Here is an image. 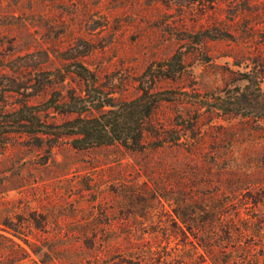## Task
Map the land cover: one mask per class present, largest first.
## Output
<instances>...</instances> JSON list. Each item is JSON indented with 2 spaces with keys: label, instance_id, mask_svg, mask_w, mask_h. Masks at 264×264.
Wrapping results in <instances>:
<instances>
[{
  "label": "rangeland",
  "instance_id": "obj_1",
  "mask_svg": "<svg viewBox=\"0 0 264 264\" xmlns=\"http://www.w3.org/2000/svg\"><path fill=\"white\" fill-rule=\"evenodd\" d=\"M78 65L115 101L171 100L138 150L9 134L0 264H264V0H0L4 111L71 119L43 107L85 96Z\"/></svg>",
  "mask_w": 264,
  "mask_h": 264
},
{
  "label": "trees",
  "instance_id": "obj_2",
  "mask_svg": "<svg viewBox=\"0 0 264 264\" xmlns=\"http://www.w3.org/2000/svg\"><path fill=\"white\" fill-rule=\"evenodd\" d=\"M85 85V96L69 95V100L62 103L50 101L43 109L52 108L59 113L73 116L62 124H48L42 121V108L30 106L23 102L18 108L4 111L0 105V151L11 133H26L31 135H52L56 139L61 136L72 138L74 149L119 145L127 149L138 150L142 147L146 125L153 111L161 102L170 101L167 92H151L143 88L141 94L132 100L115 101L112 97L103 96L93 89L95 79L83 66L78 65L73 71ZM44 86V85H43ZM43 86L39 88L40 92ZM11 88V86L9 87ZM250 81L245 90L234 97L230 108L220 110L238 111L244 97L255 93L248 92ZM215 108V107H214ZM246 108V107H245ZM90 114L88 113H94Z\"/></svg>",
  "mask_w": 264,
  "mask_h": 264
}]
</instances>
